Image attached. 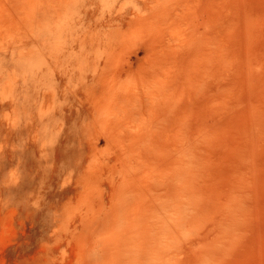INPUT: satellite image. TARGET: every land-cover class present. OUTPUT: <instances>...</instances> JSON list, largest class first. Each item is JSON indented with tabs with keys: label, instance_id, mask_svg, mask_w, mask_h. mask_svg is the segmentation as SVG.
Here are the masks:
<instances>
[{
	"label": "rangeland",
	"instance_id": "obj_1",
	"mask_svg": "<svg viewBox=\"0 0 264 264\" xmlns=\"http://www.w3.org/2000/svg\"><path fill=\"white\" fill-rule=\"evenodd\" d=\"M102 215L264 264V0H0V264H113Z\"/></svg>",
	"mask_w": 264,
	"mask_h": 264
},
{
	"label": "bare ground",
	"instance_id": "obj_2",
	"mask_svg": "<svg viewBox=\"0 0 264 264\" xmlns=\"http://www.w3.org/2000/svg\"><path fill=\"white\" fill-rule=\"evenodd\" d=\"M87 90H88V88H87ZM192 175V173H189V176H191ZM192 177H194V175H192ZM189 180L188 181H190V182H192V180L190 179V178H188ZM193 202V198L191 199V200H189L188 201V204H191ZM233 201H231V203H232ZM233 204V203H232ZM231 207H232V205H230ZM233 209H234V204H233ZM103 217L102 218H100V216H95L94 218H92V219H90V220H88V221H81L80 222V224H81V228L80 229H78L77 231L78 232H81V230H83V228H86L87 230H88V233H91V232H94L95 230H96V232H97V229H99L101 226H102V228L104 229V230H112V231H116L117 232V238L114 240V241H112V242H110V243H107V242H101V243H99V244H96V248L95 249H89V251H94L95 252V254L96 255H103V254H106V253H111V252H114V262H113V264H121V263H123L124 262V259L126 258V260L125 261H128L129 263H132V264H139V262H142L143 261V259H142V261H141V258H142V256H141V254L139 255L138 253L139 252H137L136 251V249L135 248H133V249H131V251L130 250H122L121 248H120V246L122 245V243L123 244H128V245H132V246H135L136 244H137V241H138V238L140 237L141 239H145L146 240V236L142 233V234H140L138 231H137V229L136 230H130V231H127V229L130 227L128 224V226L127 225H125V227L127 226L128 228L127 229H123V228H121V230H119L117 227H118V225H119V223H117L115 220H116V218H115V220H114V216L113 215H102ZM154 216V218H157L156 219V221H158V219L160 218L159 217V215H153ZM159 217V218H158ZM98 218H99V220H98ZM119 218L120 217H118V220H119ZM101 219V220H100ZM112 219V220H111ZM121 219H122V216H121ZM111 220V221H110ZM127 220V219H126ZM125 220V221H126ZM120 222V221H119ZM124 222V221H123ZM129 224H131V222L128 220L127 221ZM227 222V221H226ZM157 223L158 222H155V221H153V226H156L157 225ZM218 224V223H217ZM173 225V224H172ZM172 225H171V227H172ZM176 225V224H175ZM227 225H228V222H227ZM230 225V224H229ZM216 226V225H215ZM218 226H220V225H218ZM217 227V226H216ZM220 227H222V226H220ZM231 226H227V228H230ZM174 228V227H173ZM102 229V230H103ZM216 229H218V230H221V228H219V227H217ZM174 230V229H173ZM217 230V231H218ZM149 231H153V232H155V233H158V234H165V235H167V233H164V232H162L161 233V230H159L158 232H156L157 230H154V229H149ZM220 232V231H219ZM82 233V232H81ZM102 233H103V231H102ZM154 233V234H155ZM221 233V232H220ZM97 234V233H96ZM219 234V233H218ZM217 234V235H218ZM157 235V234H156ZM227 237H228V235H227ZM151 237H149L148 239H150ZM229 238V237H228ZM147 239V240H148ZM227 239V238H226ZM230 239V238H229ZM123 240L125 241V242H123ZM152 240H153V237H152ZM172 241H174L175 242V238H173L172 237V240H171V242L170 243H174V242H172ZM146 242V241H145ZM153 242V241H152ZM170 243H164L163 242V240H160L159 242H158V239H157V241H156V243L154 244V247H153V245H152V243H151V245H149V246H147L146 247V253H145V255L147 256V258H150V260H151V263L152 264H154V263H156V264H159L161 261H162V259H163V256H160L161 255V253L163 252V250L164 249H162V248H165L166 250H169L168 249V247H167V244H168V246L170 247ZM148 244H149V241H148ZM171 244V245H172ZM160 246H161V248H160ZM167 247V248H166ZM219 250H220V248H218ZM217 249V250H218ZM216 250V251H217ZM100 251H101V253H100ZM111 251V252H110ZM100 253V254H99ZM91 255V254H90ZM89 256V255H88ZM95 257V256H94ZM93 257V258H94ZM169 258V257H168ZM202 258H200V260H201ZM199 260V261H200ZM127 262V263H128ZM182 262V261H181ZM195 262V261H194ZM125 263V262H124ZM179 264V263H178ZM188 264V263H187ZM200 264V263H199Z\"/></svg>",
	"mask_w": 264,
	"mask_h": 264
}]
</instances>
